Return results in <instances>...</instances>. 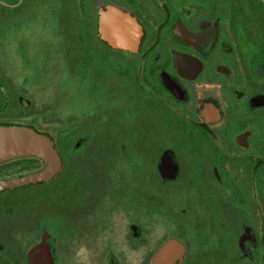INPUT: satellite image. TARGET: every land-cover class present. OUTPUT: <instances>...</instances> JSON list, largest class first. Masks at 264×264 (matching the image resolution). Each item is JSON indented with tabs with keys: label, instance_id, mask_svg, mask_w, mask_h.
<instances>
[{
	"label": "flooded vegetation",
	"instance_id": "flooded-vegetation-1",
	"mask_svg": "<svg viewBox=\"0 0 264 264\" xmlns=\"http://www.w3.org/2000/svg\"><path fill=\"white\" fill-rule=\"evenodd\" d=\"M1 125L0 264H264L263 0H0Z\"/></svg>",
	"mask_w": 264,
	"mask_h": 264
},
{
	"label": "water",
	"instance_id": "water-1",
	"mask_svg": "<svg viewBox=\"0 0 264 264\" xmlns=\"http://www.w3.org/2000/svg\"><path fill=\"white\" fill-rule=\"evenodd\" d=\"M126 21H128L127 18H120V23H125ZM114 29L119 31V37H121L123 28L121 26H114ZM26 132L27 130L25 128L17 126H0V159L31 152L32 146L28 142L29 138ZM52 174H54V167H51L45 172L44 178ZM13 184L17 185L19 183L14 182Z\"/></svg>",
	"mask_w": 264,
	"mask_h": 264
}]
</instances>
